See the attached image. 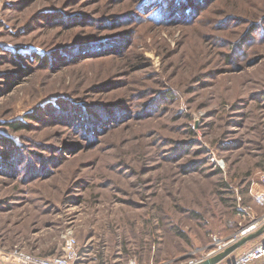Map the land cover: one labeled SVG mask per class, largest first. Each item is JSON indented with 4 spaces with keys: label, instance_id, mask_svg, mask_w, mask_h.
<instances>
[{
    "label": "rangeland",
    "instance_id": "1",
    "mask_svg": "<svg viewBox=\"0 0 264 264\" xmlns=\"http://www.w3.org/2000/svg\"><path fill=\"white\" fill-rule=\"evenodd\" d=\"M263 175L264 0H0L1 264H185Z\"/></svg>",
    "mask_w": 264,
    "mask_h": 264
},
{
    "label": "built area",
    "instance_id": "2",
    "mask_svg": "<svg viewBox=\"0 0 264 264\" xmlns=\"http://www.w3.org/2000/svg\"><path fill=\"white\" fill-rule=\"evenodd\" d=\"M262 181L264 183V175L262 176ZM261 195H264V192L259 194V197ZM263 224L264 217H262L261 220L254 222L251 227L240 231L238 234L235 235V237H231L229 239H224L219 237L218 235H214L213 247L209 251H207V253L204 254L201 258L192 259L185 264H202L209 258L224 251L228 246L235 243L240 237L253 230H256ZM80 258L81 256L78 241L74 236L70 235L68 236L67 244L63 248L62 253L53 255H41L29 251H24L20 248H16L8 255L3 256L2 260L5 262L3 264H79ZM221 262L217 264H220ZM127 264L144 263H141L137 258H131ZM231 264H264V236L260 239L257 244L251 246L247 250L237 255L231 261Z\"/></svg>",
    "mask_w": 264,
    "mask_h": 264
},
{
    "label": "water",
    "instance_id": "3",
    "mask_svg": "<svg viewBox=\"0 0 264 264\" xmlns=\"http://www.w3.org/2000/svg\"><path fill=\"white\" fill-rule=\"evenodd\" d=\"M263 232H264V224L262 226H260L258 229L253 230V231L245 234L244 236L240 237L235 243L228 246L224 251H222V252L218 253L217 255L209 258L208 260H206L202 264H217V263L223 261L224 259L229 257L232 253H234L238 248H240L241 246L250 242L251 240L256 239V237L261 235V233H263ZM229 264H231V262Z\"/></svg>",
    "mask_w": 264,
    "mask_h": 264
},
{
    "label": "trees",
    "instance_id": "4",
    "mask_svg": "<svg viewBox=\"0 0 264 264\" xmlns=\"http://www.w3.org/2000/svg\"><path fill=\"white\" fill-rule=\"evenodd\" d=\"M81 253H83V252H81ZM86 253V252H85ZM42 255V254H41Z\"/></svg>",
    "mask_w": 264,
    "mask_h": 264
}]
</instances>
